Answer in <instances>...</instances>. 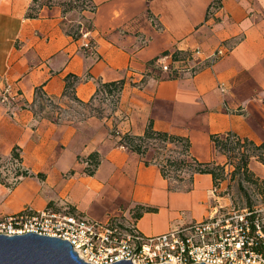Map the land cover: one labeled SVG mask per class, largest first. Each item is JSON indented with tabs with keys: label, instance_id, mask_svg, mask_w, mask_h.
Returning a JSON list of instances; mask_svg holds the SVG:
<instances>
[{
	"label": "crops",
	"instance_id": "obj_1",
	"mask_svg": "<svg viewBox=\"0 0 264 264\" xmlns=\"http://www.w3.org/2000/svg\"><path fill=\"white\" fill-rule=\"evenodd\" d=\"M92 1L87 18L94 47L86 49L81 32L66 30L69 19L59 7L0 0V89L8 83L18 92L11 104L0 101V156L17 146L19 165L30 173L14 176L13 186L0 182V215L65 205L97 220L124 216L152 235L230 204L227 195L212 192L209 173L194 174L190 190L169 189L159 166L145 164L119 137L142 135L151 122L155 130L187 136L198 160L220 164L227 158L214 148L211 133L263 141L264 0ZM32 5L36 15L28 16ZM220 44L227 52L211 61ZM195 48L201 53L191 56ZM162 52L199 63V71L169 78L153 65ZM68 75L79 77L74 94L84 102L98 83L124 81L111 116L117 138L108 133L111 118L104 125L94 117L77 122L34 114L38 86L64 105ZM93 151L101 160L89 175L84 159ZM248 166L264 178L263 163L252 157ZM139 205L154 209L135 218Z\"/></svg>",
	"mask_w": 264,
	"mask_h": 264
},
{
	"label": "built area",
	"instance_id": "obj_2",
	"mask_svg": "<svg viewBox=\"0 0 264 264\" xmlns=\"http://www.w3.org/2000/svg\"><path fill=\"white\" fill-rule=\"evenodd\" d=\"M88 30H82V46L93 48ZM192 55L201 53L199 48ZM227 52L220 44L207 57L214 61ZM173 52H162L153 65L168 76L184 72L194 75L199 63H187ZM224 90V85H220ZM18 92L8 83L0 89V101L11 104ZM213 187L212 192L216 193ZM259 206L217 207L206 217L182 223L169 230L148 235L133 223L122 225L115 217L88 218L76 212L46 207L33 211L24 208L0 218V234H25L28 231L67 240L84 261L109 264L130 259L133 264H264V214Z\"/></svg>",
	"mask_w": 264,
	"mask_h": 264
},
{
	"label": "trees",
	"instance_id": "obj_3",
	"mask_svg": "<svg viewBox=\"0 0 264 264\" xmlns=\"http://www.w3.org/2000/svg\"><path fill=\"white\" fill-rule=\"evenodd\" d=\"M38 0H33V4H38ZM63 4L67 6L68 10L78 11H89L92 12L95 10L96 5L92 0H66L63 1ZM34 5L30 7L28 11V16L36 15V10ZM41 5V4H39ZM67 10V11H68ZM65 12L66 10H62ZM78 24V29L80 27ZM91 24L86 26V29H90ZM79 32L76 34L78 35ZM75 34V35H76ZM177 56L178 52H174ZM171 78V76L169 77ZM79 80V77L76 75H68L66 77V85L63 92L64 96L72 98L79 103H86L79 100L74 94L75 83ZM124 81H109V82H100L98 83V89L96 94L102 90L111 93V91H116L119 96L120 91L122 90ZM117 96V97H118ZM43 101L51 102V98L48 97L45 92L42 90L41 86L36 87L34 93V102L39 103ZM34 114L36 111L32 107ZM37 115V114H36ZM49 117V116H48ZM50 118V117H49ZM210 140L212 141L216 151L224 154L227 158L226 163L220 164L214 160L210 161H201L198 160L190 153L191 142L187 136L178 135L169 133L167 131L155 130L151 124L148 123L142 135H134L130 133L121 134L119 137V144L125 146L126 148L136 152L140 156H145L146 152L149 150V144L152 141H158L163 149L169 153H163L164 155L159 159L158 156L152 154L149 159H144L145 164L156 163L159 168L162 176L168 180V188L172 190H190L193 180V176L196 173H209L212 176L213 185L216 188H219L220 183L227 178V175L230 176L231 180H234L238 176V186L242 187V182H249L253 184H258L260 187L264 185V180L260 179L254 174V172L249 168V160L254 157L258 161L264 164V140L260 143H255L254 141L248 138H242L236 133L228 131L225 133H211ZM169 145H173L177 149H172ZM174 152L175 154H173ZM2 157L0 156V161ZM8 160L14 165V176H25L29 175L27 170L22 169L19 165L21 162V156L17 146H14L8 156ZM100 155L97 151L89 153L84 161L86 165L84 167V172L91 175L95 172L96 168L100 163ZM1 165V163H0ZM226 165H230L231 169L226 171ZM72 173V171H70ZM174 175H171V174ZM38 177H43V174H37ZM174 179L178 183L176 185H171L170 180ZM13 182H6L2 178L0 173V182L5 183L8 186H13ZM257 185V186H258ZM228 186H230L228 184ZM225 191L224 193H227ZM252 203L248 200L247 205L244 207H251ZM133 217H138L143 211L153 210L154 208L149 206L139 205L135 207Z\"/></svg>",
	"mask_w": 264,
	"mask_h": 264
},
{
	"label": "rangeland",
	"instance_id": "obj_4",
	"mask_svg": "<svg viewBox=\"0 0 264 264\" xmlns=\"http://www.w3.org/2000/svg\"><path fill=\"white\" fill-rule=\"evenodd\" d=\"M63 1L66 0H38V4L46 5L48 7L56 6L59 7L61 10H66L65 12L62 11L65 15H67L69 20H66L65 28L69 32H81L82 30H88L86 29V26L90 24L87 13L89 11H78L75 10H68L67 6L63 4ZM68 10V11H67ZM80 24V27L78 29V24ZM166 77V74L164 75ZM116 91H111V93H108L105 90H102L98 94H96L92 99L87 101L86 103H79L75 101L72 98L63 99L61 101L62 106L60 108L57 106L55 102H49V101H43L37 103L33 108L36 111L37 115H46L49 116L52 119H70L74 121H82L85 120L88 117H94L96 119H99L103 121L104 125H107L106 121H108V118H111L112 121L110 122V125H107L108 133L110 136L117 138L118 130L116 128V122L115 119L111 116L113 115L114 111L116 110L117 104H118V97H117ZM161 144L158 141H152L149 144V153L147 156L145 155V159H149L152 154L155 156H158L160 159L164 154L163 153H169L165 149H163ZM172 149H177L173 145H169ZM175 154L174 152H172ZM0 173L2 178L6 182H13L14 179V165L8 160L7 157H2V160L0 161ZM230 170V165L227 166L226 171ZM171 175H174L173 173ZM259 177V176H258ZM260 179L261 178L259 177ZM226 181V188L220 189L217 188L216 195L217 194H224L227 195L230 198L231 203L235 207H244L247 205L248 200L251 201L252 206H259L262 210L261 213L264 214V185L258 186L253 183L249 182H242V187L239 188L237 182H238V176L234 178V180L230 179V176L227 175ZM171 185H176L178 182L174 179L170 180ZM223 182V181H222ZM228 184L230 186H228ZM225 191H228L227 193H224ZM54 209H65L68 211H74L69 206H58L53 207ZM134 213V212H133ZM133 216V214H132ZM3 217L0 215V218ZM112 217V216H109ZM120 220V223L122 225H131L132 220L125 218L124 216H115Z\"/></svg>",
	"mask_w": 264,
	"mask_h": 264
},
{
	"label": "water",
	"instance_id": "obj_5",
	"mask_svg": "<svg viewBox=\"0 0 264 264\" xmlns=\"http://www.w3.org/2000/svg\"><path fill=\"white\" fill-rule=\"evenodd\" d=\"M0 264H92L78 256L72 245L55 236L32 231L25 234H0ZM109 264H133L121 259ZM168 264V263H162ZM199 264H205L201 262ZM229 264H231L229 262Z\"/></svg>",
	"mask_w": 264,
	"mask_h": 264
}]
</instances>
